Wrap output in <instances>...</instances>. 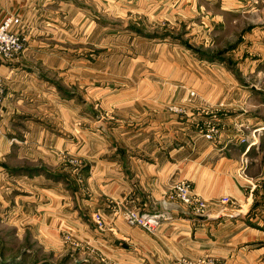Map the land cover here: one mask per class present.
I'll return each instance as SVG.
<instances>
[{
	"label": "rangeland",
	"instance_id": "obj_1",
	"mask_svg": "<svg viewBox=\"0 0 264 264\" xmlns=\"http://www.w3.org/2000/svg\"><path fill=\"white\" fill-rule=\"evenodd\" d=\"M38 1L22 15L24 50L12 61L25 55L50 88L45 132L52 147L61 143V163L30 167L63 179L66 206L61 221H46L39 214L52 215L54 206L35 205L27 215L15 202L0 203V264L19 257L20 264H222L215 255L193 256L187 241L193 225L220 219L232 199H216L222 211L211 218L192 183L161 168L178 144L205 141L217 151L219 142L234 141L251 147L237 175L247 176L254 160L251 173L263 172L264 1ZM180 182L203 199L201 211L178 200ZM55 186L28 189L36 200L57 201ZM167 197L184 211H160ZM127 210L170 219L149 231L129 223ZM187 217L195 222L187 226Z\"/></svg>",
	"mask_w": 264,
	"mask_h": 264
},
{
	"label": "crops",
	"instance_id": "obj_2",
	"mask_svg": "<svg viewBox=\"0 0 264 264\" xmlns=\"http://www.w3.org/2000/svg\"><path fill=\"white\" fill-rule=\"evenodd\" d=\"M32 1L0 0V21L8 14L17 15L22 20V15L31 14L27 10ZM0 75L5 84L4 98L0 103V203L6 205L8 202H15L17 209L21 206L27 215L33 212L35 205L37 210H50V206H54L51 210L54 212L53 217L48 213L39 214L38 218L61 221V210L66 206L65 199L61 198V192L64 190L65 193L66 190L65 184H61L63 179L52 178L54 181H51V177L45 172L15 171L24 168L23 165L32 169L30 166L35 163H44L48 167L61 163L58 155L61 143L52 147L51 138L45 132V117L50 115L51 108L50 88H45L44 76L35 71L25 55L12 62H0ZM196 148H203L202 152L196 154ZM212 148L205 141L202 144L189 141L185 146L178 144L176 149L172 148L161 168L171 178L174 177V180L190 181L193 193L208 201L209 213H215L209 216L211 218L218 217L219 213L216 212L221 209L215 202L216 199L229 196L233 201L232 205L222 209L226 213L220 219L202 220L201 223L196 221L198 228L192 226V235L187 241L190 253L193 256L215 255L222 264H264V204L261 205L260 201L261 198L264 199V191L260 188L264 184V170H259L257 175L256 172L252 174L251 166L257 162L254 160L246 172L247 176L237 175L238 169L242 167L241 156L250 151L251 147L238 145L234 141H222L216 147L219 150ZM161 158L156 156L153 161L152 167L156 171L163 165ZM113 171H119L117 166ZM136 173L140 175V172ZM134 176L137 177V174ZM9 182L27 187H13L10 190ZM36 182H40L44 188L47 187V191L57 185L53 188L57 189L58 197H54L58 198L57 201L51 198L36 200L34 192L28 189L29 186L34 187ZM168 190L164 195H167ZM169 200L167 197V200L161 201L160 211H169L174 215L179 209H185L179 203L178 205ZM28 219L29 217L26 220ZM190 221L195 222L187 217V226ZM154 255L155 260L161 262L158 249L154 251Z\"/></svg>",
	"mask_w": 264,
	"mask_h": 264
},
{
	"label": "built area",
	"instance_id": "obj_3",
	"mask_svg": "<svg viewBox=\"0 0 264 264\" xmlns=\"http://www.w3.org/2000/svg\"><path fill=\"white\" fill-rule=\"evenodd\" d=\"M21 25V18L14 14L6 15L0 21V62H10L23 52V40L19 34ZM3 95V78L0 75V103ZM174 189L178 200L183 204L191 205L192 210L201 211L204 208L203 199L195 196L192 198L189 195V185L186 182L176 184ZM223 200V203L227 202L226 198ZM125 215L129 223L141 225L149 231H155L163 220L170 219V216L162 212L138 213L127 210Z\"/></svg>",
	"mask_w": 264,
	"mask_h": 264
},
{
	"label": "trees",
	"instance_id": "obj_4",
	"mask_svg": "<svg viewBox=\"0 0 264 264\" xmlns=\"http://www.w3.org/2000/svg\"><path fill=\"white\" fill-rule=\"evenodd\" d=\"M196 53H198V54H200L201 56H203V57H206V58H208V59H210L211 60V58H210V56H208V55H206V54H204V53H199V52H196ZM37 169H17V171H20V172H22V171H25V172H28V173H32V172H34V173H38V172H45L46 174H48L50 177H52V178H54V179H58L59 177L56 175H52V174H50L48 171H46L45 169H43L42 168V170L40 171V170H38V171H36ZM21 257H19V259H18V264H20L21 263V259H20Z\"/></svg>",
	"mask_w": 264,
	"mask_h": 264
}]
</instances>
